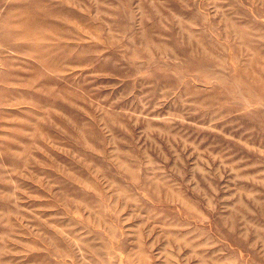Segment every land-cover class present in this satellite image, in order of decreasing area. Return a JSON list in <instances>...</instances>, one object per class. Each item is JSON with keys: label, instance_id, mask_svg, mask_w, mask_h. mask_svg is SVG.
<instances>
[{"label": "rangeland", "instance_id": "rangeland-1", "mask_svg": "<svg viewBox=\"0 0 264 264\" xmlns=\"http://www.w3.org/2000/svg\"><path fill=\"white\" fill-rule=\"evenodd\" d=\"M0 264H264V0H0Z\"/></svg>", "mask_w": 264, "mask_h": 264}]
</instances>
